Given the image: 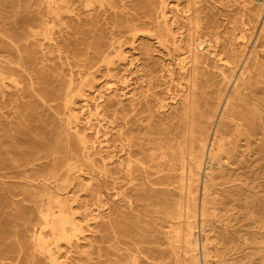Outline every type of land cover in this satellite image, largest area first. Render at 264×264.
<instances>
[{
  "label": "bare ground",
  "instance_id": "6f19581e",
  "mask_svg": "<svg viewBox=\"0 0 264 264\" xmlns=\"http://www.w3.org/2000/svg\"><path fill=\"white\" fill-rule=\"evenodd\" d=\"M32 102L29 150L0 145L15 264H264V0H31L0 18V118Z\"/></svg>",
  "mask_w": 264,
  "mask_h": 264
},
{
  "label": "rangeland",
  "instance_id": "374dc122",
  "mask_svg": "<svg viewBox=\"0 0 264 264\" xmlns=\"http://www.w3.org/2000/svg\"><path fill=\"white\" fill-rule=\"evenodd\" d=\"M30 1L31 0H0V18L13 19L22 16L26 12V7ZM136 92L137 96L141 94L139 90ZM39 111L40 110L33 102L30 103L28 108L23 109L22 113L24 114V120H22V123H14L18 127V131L15 132H13L11 127V129L9 128L10 125L7 120L0 118V145L3 146L4 152L12 150L14 152L13 154H23L29 150L26 145L22 147H11L12 137L15 135L19 139L26 140L30 135L31 127L39 123V120H37ZM10 158L11 155L3 153V159L9 161ZM22 181L23 180L18 177L14 180L15 188L13 196H11L3 186H0V260H2V257H8L0 261V264H15L14 256L17 251L15 250L16 245L18 242L24 243L26 240L24 217L25 213L29 211L30 202L28 197L22 192ZM11 197L12 200L10 201ZM148 229H152V226H142V233L146 236L148 235ZM15 231H19L20 236H17ZM219 247L224 248V244L220 242ZM221 255L225 257V261L228 264L234 262V258L230 252H223ZM23 264H26L25 260H23ZM214 264H216L215 258Z\"/></svg>",
  "mask_w": 264,
  "mask_h": 264
}]
</instances>
